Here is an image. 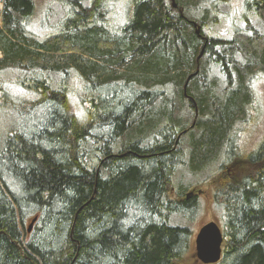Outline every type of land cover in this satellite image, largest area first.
<instances>
[{
  "label": "trees",
  "instance_id": "trees-1",
  "mask_svg": "<svg viewBox=\"0 0 264 264\" xmlns=\"http://www.w3.org/2000/svg\"><path fill=\"white\" fill-rule=\"evenodd\" d=\"M115 1L65 0L57 33L38 41L25 26L34 0H0V65L29 69L0 80V111L22 121L0 133V264H199L193 232L169 223L174 213L195 217V191H168L180 167L199 172L220 154L210 178L223 234L215 264H264V139L243 153L233 129L252 100L251 77L264 72V31L206 34L230 0H123L124 64L104 58L121 52L118 41L96 35L100 9ZM248 12L264 28V0H243L244 20ZM107 64L125 71L107 76ZM70 67L84 95L66 83ZM54 73L65 76L52 86ZM159 99L167 106L152 111ZM88 138H105L93 164Z\"/></svg>",
  "mask_w": 264,
  "mask_h": 264
},
{
  "label": "rangeland",
  "instance_id": "rangeland-1",
  "mask_svg": "<svg viewBox=\"0 0 264 264\" xmlns=\"http://www.w3.org/2000/svg\"><path fill=\"white\" fill-rule=\"evenodd\" d=\"M84 6L90 4V0H81ZM34 8L30 14L26 16V30L35 37L38 41H42L47 35L55 34L58 30V22L66 17L68 6L64 5L65 0H34ZM201 11L206 7V3L203 2L200 5ZM218 19L216 23L207 25L203 31L211 36L223 37L227 39H232L235 36L236 31L249 30L254 28L259 31H264L262 24L260 23L259 17L252 12L244 13L246 19L242 17L243 14V0H230L228 3L221 4L218 8ZM3 5L0 3V36L3 33V25L1 23ZM101 16L98 18L99 21L96 24L99 25V30L97 37L102 40H117L121 51L118 55L109 56L108 54H103L104 58L115 59L118 56H123L119 61L124 64L131 63L130 53L125 54L126 43L124 44V39L126 36L122 33L121 27L126 20V8L123 0L115 1L110 3L105 7L100 9ZM103 18V19H102ZM248 24V25H247ZM17 27L16 25L14 26ZM249 27V28H247ZM82 29V28H80ZM93 38V35L91 36ZM79 40V38H78ZM85 44L86 40L80 39L78 42ZM80 44V43H79ZM203 51V48H201ZM189 55L190 53L187 52ZM102 55V54H101ZM3 57V53L0 50V59ZM160 58L162 55L160 54ZM100 64H104L102 60L97 61ZM107 76L118 75L125 70L119 64H107ZM28 67L26 65L20 64L18 61L12 63L9 66L6 64L0 65V80H7L17 78L22 73L28 72ZM50 79H52V86H55L62 77L65 76L63 73L49 74ZM67 79H65L71 91L73 89H78L80 95H84L83 87L84 80L79 75V73L72 67L68 69ZM220 84L224 87V82L220 79ZM169 91L171 86L168 85ZM250 88L252 92V100L246 106L245 118L237 120L234 123L233 129L238 133V144L239 150L243 153H247L254 149L259 141L264 139V72L256 73L250 79ZM16 91L17 89L14 88ZM70 98H72V95ZM18 100L15 101L17 103ZM183 104V101H182ZM181 104V106H182ZM169 105V104H168ZM177 105V104H176ZM176 105H169L171 108H176ZM180 105V103H179ZM167 105L159 99L154 106L155 111L160 107H166ZM178 106V105H177ZM0 111V133H3L7 129L18 128L22 121L19 118L15 119L14 114L9 111ZM79 114V109L75 110ZM184 114L186 112L185 108L181 110ZM5 115V116H4ZM187 117V115H185ZM193 117L189 116L188 124L191 123ZM233 130V131H234ZM232 131V132H233ZM231 134V133H230ZM106 138V137H105ZM105 138L100 140H95L88 138L86 144V150L88 152V159L90 163H96L97 158L102 155V149L105 144ZM124 140L122 138L118 139L113 143V151H118V148L122 146ZM222 155H217L205 169L199 172H192L186 166L180 167L176 173L173 175L171 180V186L168 191V197L175 198L177 192L183 195L189 193L191 190L195 189V196L199 203V211L196 213L195 217L187 219L180 214H172L169 218V223L174 226H186L193 232L194 236L197 233L200 226L212 219L219 222L215 212V208L212 206L211 200V181L210 178L215 176L218 171L217 167L222 162ZM200 191V193L198 192ZM28 222V221H27ZM26 224V222H25ZM194 246V244H193ZM197 264V263H194ZM201 264V263H199Z\"/></svg>",
  "mask_w": 264,
  "mask_h": 264
},
{
  "label": "water",
  "instance_id": "water-1",
  "mask_svg": "<svg viewBox=\"0 0 264 264\" xmlns=\"http://www.w3.org/2000/svg\"><path fill=\"white\" fill-rule=\"evenodd\" d=\"M173 7H177L174 0H170ZM196 31L199 32V25L194 23ZM202 52V51H201ZM184 94H186L184 86ZM193 190L186 194L188 198ZM36 217L31 220L27 227V232L31 231ZM223 234L220 224L217 220L212 219L200 226L194 236L193 252L196 260L201 264H215L221 258Z\"/></svg>",
  "mask_w": 264,
  "mask_h": 264
},
{
  "label": "bare ground",
  "instance_id": "bare-ground-1",
  "mask_svg": "<svg viewBox=\"0 0 264 264\" xmlns=\"http://www.w3.org/2000/svg\"><path fill=\"white\" fill-rule=\"evenodd\" d=\"M174 2H175V0H174ZM75 3V2H74ZM102 4V3H101ZM175 4H176V2H175ZM90 5V4H89ZM87 8V7H86ZM70 10H71V8H70ZM98 10V9H97ZM99 14V13H98ZM95 16V15H94ZM100 17V16H99ZM207 17H209V16H207ZM203 18V17H202ZM103 19V18H102ZM193 20V19H192ZM203 20H204V18H203ZM194 21V20H193ZM206 21V20H205ZM202 22H204V21H202ZM195 23V22H194ZM201 23V22H200ZM197 24V23H196ZM191 25V24H190ZM194 25V24H193ZM194 27H195V31H196V26L194 25ZM193 27V28H194ZM196 33L197 34H200V26H199V32H197L196 31ZM201 36V35H200ZM193 73V72H192ZM195 73H196V71H195ZM193 126V125H192ZM194 190V189H193ZM199 191V190H198Z\"/></svg>",
  "mask_w": 264,
  "mask_h": 264
},
{
  "label": "flooded vegetation",
  "instance_id": "flooded-vegetation-1",
  "mask_svg": "<svg viewBox=\"0 0 264 264\" xmlns=\"http://www.w3.org/2000/svg\"><path fill=\"white\" fill-rule=\"evenodd\" d=\"M195 191V189L193 190V192ZM193 194V193H192Z\"/></svg>",
  "mask_w": 264,
  "mask_h": 264
}]
</instances>
